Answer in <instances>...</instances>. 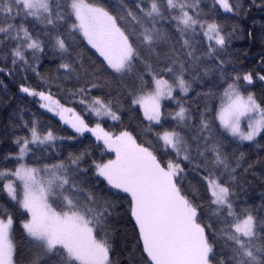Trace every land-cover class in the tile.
I'll use <instances>...</instances> for the list:
<instances>
[{
    "label": "snow or ice",
    "instance_id": "1",
    "mask_svg": "<svg viewBox=\"0 0 264 264\" xmlns=\"http://www.w3.org/2000/svg\"><path fill=\"white\" fill-rule=\"evenodd\" d=\"M0 75V264H264V0H0Z\"/></svg>",
    "mask_w": 264,
    "mask_h": 264
},
{
    "label": "trees",
    "instance_id": "2",
    "mask_svg": "<svg viewBox=\"0 0 264 264\" xmlns=\"http://www.w3.org/2000/svg\"><path fill=\"white\" fill-rule=\"evenodd\" d=\"M257 19H259V17H257ZM247 24L250 25L251 21H248ZM233 43H234V50H238L239 51L240 63L247 64V65L251 66L252 56L255 55V53L259 51V48L258 47L252 48V50L249 52V49L251 47V42L250 41H246L243 38L237 39ZM245 52H249V56H248L247 59H245V57H244V53ZM0 80H3L4 84H7L8 85V89H9L8 93L5 94V92L3 90V84H0V98L4 97L5 95L11 96L13 93L17 92V87H18L17 83H14V82L10 81L8 78H5L2 75H0ZM250 90L256 91L257 94L259 95V84H257V86L255 88L250 89ZM61 102L64 103L63 100ZM17 106H19V107L27 106L28 110L24 112L25 118L31 117L32 113L35 112L38 117H40L42 120L44 119V117H42L40 115L41 112H43L44 110H38V106L35 105L32 102L31 98H26V99H23V100L17 98L13 102L11 107L0 106V126H2L3 124L7 123L9 114ZM68 106H71V105L69 104ZM47 115L51 116L50 113H48ZM125 122L126 123L128 122V118L127 117H125ZM53 123L56 125L57 132H58L59 135H67L68 132H71V129H67V132L64 131V129H66L67 126L59 123V120L56 117L53 118ZM109 123H111V122H109ZM85 136L88 137V139L81 138V140L83 141V144L82 145H79V144L76 145L75 146L76 148H80L82 146H92L94 138L91 137L90 134H85ZM98 154L99 153L97 152V155ZM259 191H260V189L257 188L255 190L254 194L258 195Z\"/></svg>",
    "mask_w": 264,
    "mask_h": 264
},
{
    "label": "rangeland",
    "instance_id": "3",
    "mask_svg": "<svg viewBox=\"0 0 264 264\" xmlns=\"http://www.w3.org/2000/svg\"><path fill=\"white\" fill-rule=\"evenodd\" d=\"M58 120H59V118L58 117H56ZM66 126V125H65ZM86 134H90V133H86ZM91 135V134H90ZM94 138V137H93Z\"/></svg>",
    "mask_w": 264,
    "mask_h": 264
}]
</instances>
